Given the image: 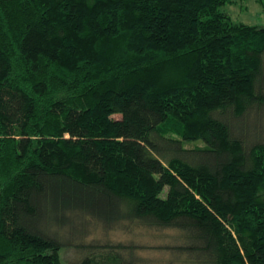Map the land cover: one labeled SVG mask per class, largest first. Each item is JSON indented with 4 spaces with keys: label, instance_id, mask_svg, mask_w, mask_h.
Listing matches in <instances>:
<instances>
[{
    "label": "trees",
    "instance_id": "16d2710c",
    "mask_svg": "<svg viewBox=\"0 0 264 264\" xmlns=\"http://www.w3.org/2000/svg\"><path fill=\"white\" fill-rule=\"evenodd\" d=\"M229 1L0 0V264L140 263L91 224L264 264V26Z\"/></svg>",
    "mask_w": 264,
    "mask_h": 264
},
{
    "label": "rangeland",
    "instance_id": "374dc122",
    "mask_svg": "<svg viewBox=\"0 0 264 264\" xmlns=\"http://www.w3.org/2000/svg\"><path fill=\"white\" fill-rule=\"evenodd\" d=\"M235 22L248 25L264 26V0H230L220 7ZM188 147L202 145L200 142L185 143ZM174 231L147 229L139 225L124 227L117 225L105 229L100 225L91 224L88 226L84 236V242H121L125 244H135V254L140 258L139 264H181V256L176 257L166 246L175 244L172 242ZM69 236V235H68ZM69 238V237H67ZM79 249L70 245L62 248L60 252L61 260L66 262H76Z\"/></svg>",
    "mask_w": 264,
    "mask_h": 264
}]
</instances>
